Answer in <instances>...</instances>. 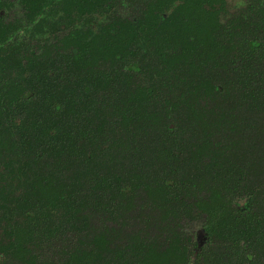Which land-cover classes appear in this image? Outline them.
Listing matches in <instances>:
<instances>
[{
	"label": "trees",
	"instance_id": "16d2710c",
	"mask_svg": "<svg viewBox=\"0 0 264 264\" xmlns=\"http://www.w3.org/2000/svg\"><path fill=\"white\" fill-rule=\"evenodd\" d=\"M229 12L0 0V264H264V0Z\"/></svg>",
	"mask_w": 264,
	"mask_h": 264
},
{
	"label": "rangeland",
	"instance_id": "374dc122",
	"mask_svg": "<svg viewBox=\"0 0 264 264\" xmlns=\"http://www.w3.org/2000/svg\"><path fill=\"white\" fill-rule=\"evenodd\" d=\"M248 0H229V15H232L235 12H238V10L245 4H247ZM202 222H196V224L188 225L186 228L187 234H193L194 232L198 231L200 229V225Z\"/></svg>",
	"mask_w": 264,
	"mask_h": 264
},
{
	"label": "water",
	"instance_id": "95a60500",
	"mask_svg": "<svg viewBox=\"0 0 264 264\" xmlns=\"http://www.w3.org/2000/svg\"><path fill=\"white\" fill-rule=\"evenodd\" d=\"M201 233V232H200Z\"/></svg>",
	"mask_w": 264,
	"mask_h": 264
}]
</instances>
